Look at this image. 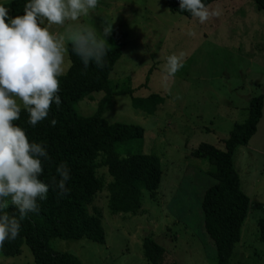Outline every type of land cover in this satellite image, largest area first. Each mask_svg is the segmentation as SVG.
I'll return each instance as SVG.
<instances>
[{
    "label": "rangeland",
    "instance_id": "1",
    "mask_svg": "<svg viewBox=\"0 0 264 264\" xmlns=\"http://www.w3.org/2000/svg\"><path fill=\"white\" fill-rule=\"evenodd\" d=\"M10 2L0 0L5 7ZM209 7L219 8L221 15L204 24L171 13L164 0H97L96 8L80 18L97 31L111 24L109 36L123 34L121 55L109 80L117 89L131 92L110 96L102 118L143 129V138L131 152L155 155L161 178L154 196L143 192L141 208L133 216L112 215L104 187L88 206L90 213L100 215L104 243L54 239L50 247L55 251L74 254L81 264H147L142 241L149 237L177 264H214L216 254L202 231L200 209L212 179L208 163L191 152L201 143L223 149L221 141L246 119L250 100L261 96L255 132L232 159L249 204L228 264H264V242L257 229L264 211V11L252 0H217ZM49 30L60 32L63 26ZM181 52L183 66L164 82L166 56ZM154 94L162 103L153 115L131 107V97ZM102 96L94 92L77 103V114L95 113ZM99 173L107 184L105 169ZM0 264L34 261L23 245L17 256L0 254Z\"/></svg>",
    "mask_w": 264,
    "mask_h": 264
},
{
    "label": "trees",
    "instance_id": "2",
    "mask_svg": "<svg viewBox=\"0 0 264 264\" xmlns=\"http://www.w3.org/2000/svg\"><path fill=\"white\" fill-rule=\"evenodd\" d=\"M217 0H205L209 5ZM256 8L264 11V0H252ZM167 9L190 19L181 11L177 0H164ZM26 0H11L7 5L9 17L23 14ZM123 34H111L106 40L104 66L97 68L90 63L85 69L79 59L71 53L66 74L60 76L59 91L61 103L57 108L50 105L48 116L32 127L27 124L23 108L20 117L13 123L25 130L30 141L46 145L50 158L45 162L40 176L46 183L54 175L55 166L65 162L70 179V189L64 197L49 188L46 200L38 202L39 211L30 213L20 221L16 239L5 241L0 247L4 257H14L21 246L30 251L34 264H81L71 253L55 251L50 242L59 240H80L103 244L104 232L100 215L90 213L88 206L105 187L108 193L107 207L112 215H136L141 208L143 192L154 196L161 178L159 159L152 154L131 152L136 142L143 138V129L137 125L107 123L102 118L106 100L118 93H130L126 88L117 89L109 80L112 68L121 55ZM102 92L95 113L90 116L77 114L75 106L94 92ZM131 107L146 115H153L162 99L157 95L145 98H130ZM262 97L250 100L247 117L235 125L223 149L201 143L192 152L194 158L205 160L207 175L212 183L204 190L200 209L202 231L212 243L216 254L214 264H228L240 238V229L247 214L249 201L240 189V181L232 162L235 150L246 146L255 132L261 117ZM56 120L54 126L49 124ZM105 169L110 178L104 184ZM3 211L12 214L15 210L9 203ZM258 239L264 242V211L257 222ZM142 255L147 264H177L158 243L146 237L142 241Z\"/></svg>",
    "mask_w": 264,
    "mask_h": 264
},
{
    "label": "clouds",
    "instance_id": "3",
    "mask_svg": "<svg viewBox=\"0 0 264 264\" xmlns=\"http://www.w3.org/2000/svg\"><path fill=\"white\" fill-rule=\"evenodd\" d=\"M177 2L199 24L221 15L219 8L210 9L205 0ZM96 6L97 0H26L23 14L10 18L7 7L0 3V247L17 238L20 221L39 211L38 202L46 200L49 188L58 197L70 191L67 164L58 163L46 183L40 178L44 163L50 161L46 145L30 141L25 130L13 122L23 108L27 124L34 127L48 116L50 105L59 107L58 78L70 64L69 48L85 69L90 63L104 66L111 24L97 31L80 22ZM52 25L63 26V30L53 33L49 30ZM183 55L166 56L164 82L183 66ZM49 124L54 126L56 120ZM9 203L15 210L12 214L3 211Z\"/></svg>",
    "mask_w": 264,
    "mask_h": 264
}]
</instances>
